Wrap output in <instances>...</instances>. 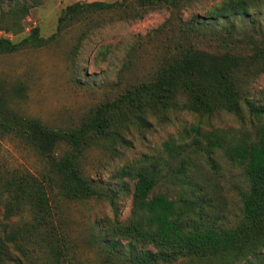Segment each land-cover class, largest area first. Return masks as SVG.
Returning <instances> with one entry per match:
<instances>
[{"label":"rangeland","instance_id":"obj_1","mask_svg":"<svg viewBox=\"0 0 264 264\" xmlns=\"http://www.w3.org/2000/svg\"><path fill=\"white\" fill-rule=\"evenodd\" d=\"M117 1L0 0V38L15 43L36 29L43 40L38 46L26 45L17 52L0 54V92L6 106L39 119L49 128H76L96 105L116 98L132 83L151 74L168 40L166 31L153 32L167 17L164 10L147 12L137 20H118L110 11L86 10L58 28V18L69 5ZM221 1L192 3L180 18L202 16L205 3ZM250 19L264 26V7L239 20L245 30L250 27ZM242 95L257 107L264 104V73L252 78ZM240 107L237 115L165 111L147 117L143 127L133 125L122 131L123 142L113 143L109 138L91 143L82 151L78 171L104 196L69 197L60 188L59 176L48 192L53 226L61 229L67 240L68 254L63 263L68 258L71 264H124L121 257L126 255L127 239L121 234L132 218L133 181L122 177L120 171L132 162L155 163L159 179L152 193L165 194L178 203L203 201L200 212L204 222L233 225L240 214L236 194L239 169L223 157L221 150L206 152V138L211 136L223 146L254 140L264 119L249 114L242 104ZM164 143L177 147L178 154L165 148ZM68 152L67 145L58 143L51 158L59 162ZM48 165L23 141L0 135V238L15 236L5 242L9 256L2 264H57L32 228L29 205L25 201L16 204L10 197L15 190L10 183L16 177H39L47 173ZM112 241L120 243L119 257L107 250ZM261 255L264 247L250 261L256 264Z\"/></svg>","mask_w":264,"mask_h":264},{"label":"trees","instance_id":"obj_2","mask_svg":"<svg viewBox=\"0 0 264 264\" xmlns=\"http://www.w3.org/2000/svg\"><path fill=\"white\" fill-rule=\"evenodd\" d=\"M208 1L211 0H120L67 6L58 18V28L86 10L110 11L118 20H137L155 10L167 12L165 20L153 31L168 34L153 72L116 98L96 105L76 128H49L35 117L20 115L6 106L0 92V135L18 138L49 162L47 173L39 177H16L10 183L15 187L10 197L16 204L25 201L29 205L34 219L32 228L38 231L39 242L57 264H64L67 240L61 229L53 226L48 192L59 176L60 188L69 197L104 196L78 171L82 151L91 143L109 138L113 143L123 142L122 131L133 125L143 127L147 117L165 111L205 115L223 111L237 115L242 104L249 114L264 119V104L257 107L242 95L248 82L264 73V26L250 19V27L245 30L239 21L262 9L264 0L205 3L204 15L180 18L190 4ZM36 32L33 29L28 37L15 43L0 38V54L40 45L43 40ZM58 143L67 145L70 152L56 162L51 156ZM163 146L178 154L177 147L169 143ZM206 148L208 153L221 150L223 157L239 169L238 220L230 227L206 223L200 212L203 201L178 203L165 194L152 193L159 179L155 163L126 164L120 175L132 180L133 187L132 218L121 234L127 239L126 255L121 257L124 264H254L250 258L257 257L264 247V121L252 141L223 146L208 136ZM107 198L113 206L111 197ZM14 239V235L0 238V264L9 256L5 242ZM119 245V241H112L107 248L109 254L119 257ZM66 264H71V259L66 258ZM256 264H264V255Z\"/></svg>","mask_w":264,"mask_h":264}]
</instances>
